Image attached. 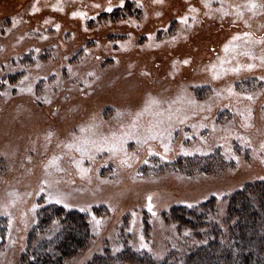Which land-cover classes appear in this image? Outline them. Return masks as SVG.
Returning a JSON list of instances; mask_svg holds the SVG:
<instances>
[{"label": "rangeland", "instance_id": "1", "mask_svg": "<svg viewBox=\"0 0 264 264\" xmlns=\"http://www.w3.org/2000/svg\"><path fill=\"white\" fill-rule=\"evenodd\" d=\"M262 146L264 0H0V264L61 231L51 207L88 222L62 264L183 263L264 181Z\"/></svg>", "mask_w": 264, "mask_h": 264}, {"label": "trees", "instance_id": "2", "mask_svg": "<svg viewBox=\"0 0 264 264\" xmlns=\"http://www.w3.org/2000/svg\"><path fill=\"white\" fill-rule=\"evenodd\" d=\"M227 199L225 213L229 217L228 229L225 232L217 229L214 240L196 249L180 264H264V181L257 180L246 184L230 193ZM51 208L47 211L49 215L47 214L45 219L55 217L62 224L61 231L51 240L38 245L33 252L34 258H25L21 264H62L63 258L75 254L87 243L88 222L83 213ZM211 209L209 205L208 208H201V211L193 209L190 212L191 214L195 212L198 224L204 225L205 221L201 222L200 219H207ZM174 213L178 216L177 211ZM179 215L192 224V218L184 213ZM4 232L3 223L0 224V234L3 235ZM223 232L227 233V237L225 235V240L221 238L219 242L218 237H222ZM1 243L0 238V246ZM95 263L105 262L99 258Z\"/></svg>", "mask_w": 264, "mask_h": 264}, {"label": "snow or ice", "instance_id": "3", "mask_svg": "<svg viewBox=\"0 0 264 264\" xmlns=\"http://www.w3.org/2000/svg\"><path fill=\"white\" fill-rule=\"evenodd\" d=\"M257 5L255 3L251 4V8H255ZM111 10V9H109ZM244 35H249L248 33H245ZM238 39V37H233V40ZM231 43V42H230ZM228 45H225V50H227ZM247 67L251 68L253 67V65L249 64ZM235 70V69H234ZM251 97H249L250 99ZM155 102V101H153ZM139 115H141L140 112L137 113V117H139ZM132 127H135V118H134V122ZM87 130H91V126H89V129ZM81 133L85 132L86 129L84 127H81L80 129ZM112 140L109 141L107 138H104L103 143H97L94 140H89L87 138H84L80 141V143H77L75 145L73 144H69L67 145V147H73L75 146L77 151H79L82 155L87 154L88 152H90L92 149H94L95 151L99 152V151H103L105 147H107V149L109 151L115 152L118 149L122 148L123 144L126 143L127 138H135L137 140V143H141V139L140 137H133L132 133H122L120 136H117L115 133H112ZM155 139L156 136L155 135H151L150 137H146L144 142H146L147 139ZM80 139V138H77ZM264 147V146H262ZM165 148L167 149V145H165ZM89 159H92V156L89 155L88 156ZM56 159L58 158H53V160L50 163H55ZM146 162V161H145ZM76 163L79 165V161H76ZM83 171H88L87 169H83ZM151 198H149L150 200ZM60 201L57 199V203H59ZM149 209L151 210V204H149Z\"/></svg>", "mask_w": 264, "mask_h": 264}]
</instances>
